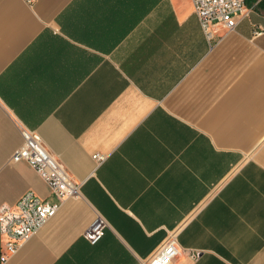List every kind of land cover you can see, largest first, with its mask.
<instances>
[{
	"label": "crops",
	"instance_id": "0c3cea01",
	"mask_svg": "<svg viewBox=\"0 0 264 264\" xmlns=\"http://www.w3.org/2000/svg\"><path fill=\"white\" fill-rule=\"evenodd\" d=\"M21 127L80 193L0 264H264V2L209 38L191 0H0V205L55 201Z\"/></svg>",
	"mask_w": 264,
	"mask_h": 264
},
{
	"label": "built area",
	"instance_id": "2783aa9c",
	"mask_svg": "<svg viewBox=\"0 0 264 264\" xmlns=\"http://www.w3.org/2000/svg\"><path fill=\"white\" fill-rule=\"evenodd\" d=\"M191 2L201 29L209 38L220 30L234 29L237 17L245 11V0H191ZM21 134L22 144L15 148L11 159L27 162L47 183L55 201L43 199L34 191L28 190L14 204L0 205L3 261L9 254L15 253L23 241L40 229L57 211L64 199L78 197L81 186V181L70 175L62 161L46 147L37 131L21 127ZM92 157L99 162L105 156L96 152ZM105 226V219L98 215L85 228L83 236L90 243H95L101 238ZM182 251H186L191 259H195V251L182 247L175 233L171 232L157 251L143 259L141 264H170Z\"/></svg>",
	"mask_w": 264,
	"mask_h": 264
},
{
	"label": "trees",
	"instance_id": "16d2710c",
	"mask_svg": "<svg viewBox=\"0 0 264 264\" xmlns=\"http://www.w3.org/2000/svg\"><path fill=\"white\" fill-rule=\"evenodd\" d=\"M260 2H264V0H260Z\"/></svg>",
	"mask_w": 264,
	"mask_h": 264
}]
</instances>
